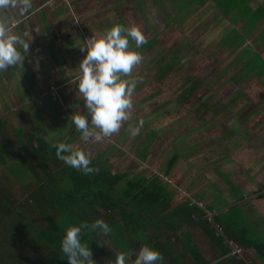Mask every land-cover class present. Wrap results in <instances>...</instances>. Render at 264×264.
<instances>
[{
	"label": "trees",
	"instance_id": "1",
	"mask_svg": "<svg viewBox=\"0 0 264 264\" xmlns=\"http://www.w3.org/2000/svg\"><path fill=\"white\" fill-rule=\"evenodd\" d=\"M55 1L57 3L52 6H49V4L38 6L34 1L31 2L32 6L29 11L34 10L37 14L34 20L27 19L28 22H31L32 29L30 24L26 25L25 29H31L32 33H35L37 37V28H43L42 30L46 33L48 32L47 35L49 37L47 35L42 37L47 38L49 41L48 45L53 46L49 50V52L53 53L50 55L76 62L86 55L84 52H79V45H83L87 38L95 34L91 31L89 33L82 31L81 25L80 30L76 31L78 26L73 19H69L70 21L64 23L65 16H60V12H65V9H61L62 6H65L64 0ZM180 1V3L174 2V4L178 5V9L183 10L185 7H188V4L183 2L184 0ZM202 1L198 0L199 4ZM180 14L182 15L183 12L180 11L178 15H171V19H175ZM55 15H58V17H55ZM171 19H167V21H170L167 24L171 23ZM22 24L25 23L23 22ZM68 32L74 34L69 41L67 38ZM99 34L101 32L96 35ZM39 36L41 35L39 34ZM37 38L39 43H32V61H34L33 58L38 60V56H42L47 47V45L42 43L44 39L42 41L41 37ZM157 39V34L149 33L145 37L146 42L137 50L145 51V49H149L157 42ZM243 43H245L244 39H242L240 45ZM73 46L76 47L72 48ZM133 46H135L134 43ZM34 50H37V52ZM190 55L191 53L183 52L178 58L177 55L167 56L165 53L161 54L156 59L157 62H155L159 64V77L170 68L169 74H175V77H180V75H184L190 71L188 69L189 63L184 61ZM236 55L240 59L247 57L246 61L250 67L244 70L245 75L250 71L253 72L256 64L260 65V67L261 64H264V59L258 54L251 52L248 46L244 47L241 54L236 53ZM197 57H199V54ZM151 64L153 65L154 61ZM262 73H264V66L258 69V75ZM196 80V78H186L182 84V90H185L187 93H177L170 97L163 95L159 102H155L156 104L152 107L153 109L150 108V110L146 111L139 110L145 111L141 115L135 111L136 107L148 108L151 106L150 104L145 105V103L147 104L145 99L148 98L136 99L134 95L131 121L127 124L125 122L121 128L127 133L129 132L128 127L130 124H137L134 122H138L141 119L144 121L140 133L133 137L131 141L138 143L146 139L149 146H157L153 151L160 158L162 167L160 174L162 176H166L172 172L176 161L180 158V154L175 147L180 142H187L182 136L185 133L189 134L191 132L190 126L192 124L177 126L179 120L182 121L188 118L189 112L193 111L197 123L207 127L209 120L214 121L218 116H225L229 112L228 109L235 110L236 105L239 103L227 101L225 105H222L219 101L210 100L208 92L198 95L191 106L181 107L183 99L184 102L187 101L191 97L190 92L196 91L199 88L198 83H201V81L199 80L197 83ZM231 104L232 107L227 108L226 105ZM219 105H221V111L218 110ZM167 107L172 108L167 109ZM237 119H239L238 116ZM212 123L218 126L217 122ZM164 125L165 127L172 126L175 129L179 128L178 132H175L174 129L169 135L164 134L165 130L162 129L161 132L159 129L163 128ZM0 127H2L1 121ZM18 133L23 139L24 146L31 147L30 155L35 160L39 170L35 173V169L31 167L34 170L33 174H35L34 177H31L32 181L28 179L22 181L25 187L32 185L34 188L28 187L26 198L19 200L16 203L17 207H14L13 202H10L7 196L0 191V264H69L67 257L61 258L62 253L60 250L65 229L69 225L79 226L84 221L91 224L97 219H103L108 224L111 223L110 227L114 226V233H118L119 239L125 240L124 244L128 247L131 242H133L134 248L138 244H143L138 240L137 236L138 234L140 235L141 231H145L143 236L149 238L148 228L152 226L156 235L152 236L154 238L150 236L148 243H151V246L162 255L170 253L174 247L173 244L182 240L186 242V252L191 254L195 264H245L241 260L230 256L220 259V257L227 254V249L224 247L222 239L214 234L209 223L204 218V210L191 201L192 197L190 195H184V199H180L175 204L170 205L172 193L167 188L168 182L166 180L158 178L153 173L150 178H127L126 173H113L106 168L107 166L102 165V163L98 164L97 161H91L90 166L98 168L99 171L85 175L81 170L66 166L63 161L57 159L55 148L50 147V142H46L43 135L32 137L29 134H24L22 130H18ZM139 135L140 137L137 139ZM190 135H193V133ZM1 146L4 152V146ZM136 153L139 154L141 152L137 150ZM1 155L0 150V158ZM60 168L67 173L69 181V186L65 191L48 181L50 171ZM42 175H46V178L43 179ZM117 183L122 184L114 188V185ZM262 188L263 192H258L261 190H257L256 193L259 194L253 193L251 197L264 196V186L259 189ZM46 190H52L48 194L47 199H45ZM40 200L43 207L39 205ZM44 203L49 209L47 212L44 210ZM26 204L34 206L38 215L42 218L44 225H37L35 218L33 217V219L25 212ZM13 213L17 214L16 218L13 217ZM228 217V212L226 213V219H223L217 212L214 215V219L221 225L229 238L245 245V247H250L249 243L244 240L246 236L244 238L242 234L236 233L243 231L245 228L240 226L239 231L232 229ZM194 227L200 229L203 233V238H206L208 241L207 244L190 232L189 229ZM105 237L111 243H114L113 239L110 238V233L105 235ZM155 238L156 240H153ZM157 238H162L164 242L159 243ZM209 240L211 241L210 251ZM81 241L82 243L89 244V248L92 251V259L96 264L97 256L95 253L97 249L103 251L102 245H98L97 243L100 242L98 232L91 233L87 230H82ZM130 249L132 250L130 252L134 251L133 248ZM256 251L257 256H261L264 259V253L260 249H256ZM254 263L256 264L255 257Z\"/></svg>",
	"mask_w": 264,
	"mask_h": 264
},
{
	"label": "rangeland",
	"instance_id": "2",
	"mask_svg": "<svg viewBox=\"0 0 264 264\" xmlns=\"http://www.w3.org/2000/svg\"><path fill=\"white\" fill-rule=\"evenodd\" d=\"M76 1L79 2L77 3ZM112 1L115 3L117 0ZM145 1L146 0H139L136 3L128 1V4H126L123 0H118L115 4H106L105 6L103 5V0H70V2L73 3L71 5L72 7L64 1L65 6H62L61 9H65V13L63 14L65 15L64 23L70 21L69 19H73L76 22L75 24L78 26L76 31L80 30L81 25L82 31H86V33L91 31L96 35L100 32L103 33L113 24L119 23L125 26L134 24L138 26L140 30L141 25H143L147 27L148 33L157 34L158 39L154 45L147 50L145 49V51L138 50L143 56V61L139 66H137V68L134 69V71H137V75L134 77L140 80V83L137 84L134 92L135 98H148L145 99L147 102L145 105L150 104L151 106L148 108L136 107L135 111H137L140 115L144 114L146 110H150V108L156 104V101L159 102V100L162 99L163 95L165 97H170L176 95L177 93H187L185 90H182V84L186 78H196L197 83L199 80L201 83H198L199 88L196 91L193 90L190 92L191 97L189 96L190 98L187 101L184 102L183 99V103L181 105L183 108L191 106L198 95L208 93L209 87L217 90L215 92L222 91L224 96L231 97L232 93L236 90L237 85L228 84L225 82V77L227 80L229 79V81L234 80V82H237V71H244L243 68L239 67L243 64V61L234 67V69L228 70V74L223 72L221 69L217 70L218 66L215 61L217 55L209 54V16H206L204 20L196 22V26H198L195 28L193 23H189L190 18L184 20V17L180 18L182 22H180L181 24L174 25L175 19H171V15H178V12H180L178 5L174 4V0H165V3H163L164 0H154L153 3L148 1L146 3ZM53 2L47 4L52 6ZM40 4H45V2L38 3L36 5L39 6ZM4 14L8 17L11 26L16 28L24 39V32H32L31 29H25V26L29 25L27 22L22 24L24 20L23 22H21V20L26 19V15L20 17L19 9L10 8ZM12 16H17V18L10 19ZM167 19L172 20L170 24H167L170 22L167 21ZM145 27H143V29H145ZM147 32L144 34L145 37L148 35ZM73 35L74 34H70L69 32L67 33L68 41ZM28 38L32 39L33 37L30 34ZM34 39L38 38L35 36ZM33 42L34 41H32V43ZM74 47L76 46H73L72 48ZM29 50L30 52L32 51V45L29 46ZM78 50L82 53L79 47ZM34 51L37 52V50ZM45 52L46 49L44 51V59L49 58L50 62L35 60V62H31L30 65L27 60L24 61L23 64H19L15 67H9L5 71H0V98H11L15 101H23L21 102L22 111L28 114L29 121L31 122L28 129L32 134H34V136L39 135L37 130L41 127H52L53 125V129H50L49 132H42L46 142H68L73 144L74 147H79L86 152L89 150L92 151L94 155H90V158H94V156H96L97 158L100 157V159H105L103 156L112 155L113 159L115 148L112 145L102 142L100 143L101 147L99 149V143L97 147V143L89 144L88 142L83 141L80 138V133L75 129L70 116L77 110V107H79L80 110H83V101L77 96V86L70 83L71 76H41L43 73L48 74V69L54 70V67H58L60 70H63L64 67H69L74 62L67 59H62L63 62H61L56 56L50 57L52 55H50L49 50L46 54ZM183 52L191 53L189 57H184V61L189 63L188 69L191 72L188 71L184 75H180V77H175V74H169L171 70L170 68L167 72L164 71L163 75L159 77V64L155 63L157 62L156 59L163 53L167 56L177 55L179 58L180 54ZM198 54L199 57H197ZM38 59H40V57H38ZM221 59L222 57L220 56L217 62H220ZM150 61H154V64L152 65ZM141 67H143V69H141ZM72 71L74 72L75 69ZM141 79H144L145 81ZM49 80L54 83L47 84ZM50 85H53L56 89V99H52V97L48 95V86ZM45 92L47 94H45ZM193 92L195 93L192 94ZM27 93L31 96V101L24 102ZM252 95L257 96L254 92ZM219 102L222 105H225L226 103L225 100H219ZM15 103L16 102H5V105L7 107H11V105ZM151 103L153 104L151 105ZM243 103H245L244 108H246L254 102L251 101ZM226 106L227 108L230 106L232 107V104ZM169 108L172 107H167V109ZM139 110L145 111L143 112ZM218 110L221 111V105L218 106ZM228 111L229 112H227L225 116H218L214 121L209 120V125L207 127L197 123L193 111L189 112L188 118H185L182 121L179 120L177 123V126H185V124L192 125L190 126L191 132H189V134L185 133V135L182 136L187 142H180L175 149L179 152L180 158L194 160L192 164L195 162L197 164L198 162L196 168H194L195 174L193 175V180L198 179L199 183H203L207 190H217L216 193L218 194L214 197L215 200L223 199L225 193L230 196L238 197L241 193V189L246 188L245 181L249 180V172L245 171V173L241 175H236V167H230L235 166L234 163L241 161L242 156L246 155L244 151L241 150L243 147L242 144L246 141L249 143L254 141L257 143L261 142L262 149L264 150V133H254V117L250 116L249 118H246L247 120L245 121L242 119L238 120V111H240L238 108H235V110L228 109ZM12 119L13 116L11 117V120ZM129 121H131V118ZM129 121H126V124ZM48 122H50L49 125H47ZM212 122H217L218 126L213 125ZM261 122L262 123L259 125L262 124L264 127V120ZM159 129L161 132L162 129L165 130L163 133L169 135V133L173 132L175 127H165L164 125L163 128ZM178 129H175V132H178ZM191 133H193V135H190ZM139 137L140 135L137 139H139ZM132 139L133 136H130V133L126 135L122 133L121 130L109 138L111 143L114 145H121L125 140ZM87 144L88 149L86 148ZM96 147L97 150H91ZM209 158L213 159V161H209ZM119 160L121 161L123 167H121L119 163L116 164L115 160H113L110 164L106 161H101V163L102 165L107 166V169L116 173L129 171L130 169L128 167L130 166V162L127 159ZM227 163H230V166ZM14 166L20 167L21 170H23L21 164ZM250 169L255 171L256 166L252 164ZM1 170L2 167L0 166V174L2 172ZM177 183L181 184V181L177 180ZM182 183V185L186 184L185 187L190 186L189 181ZM16 192V197L19 200L25 199L28 194V191L19 187ZM219 195L223 196L219 198ZM238 210L239 208L236 206H230L227 208L228 212H236ZM35 223L44 225V222L39 215L37 219H35ZM106 246L110 248L108 242H106Z\"/></svg>",
	"mask_w": 264,
	"mask_h": 264
},
{
	"label": "crops",
	"instance_id": "3",
	"mask_svg": "<svg viewBox=\"0 0 264 264\" xmlns=\"http://www.w3.org/2000/svg\"><path fill=\"white\" fill-rule=\"evenodd\" d=\"M38 3H52L54 0H31L33 2ZM66 4L70 6L73 4L70 0H64ZM103 5H112L114 3L112 0H103ZM130 1L131 3H136L139 0H123L124 3L128 4L127 2ZM153 3L154 0H146L147 3ZM179 3L180 0H177ZM176 0L174 2L178 3ZM77 3L79 1H76ZM166 1L164 0L163 3ZM184 3L188 4V7H185L182 11L183 14L179 15L175 18L174 25L181 24V19L186 20L190 18L189 23L194 24V28L196 26V22L204 20L206 16H209V54L217 55L215 58L217 64V70H222L226 74H228V70L234 69L237 65L243 61V64L239 67L243 68L244 70L248 65L247 57L244 59H240L237 57L236 53H242V50L245 46L250 48L251 52L258 54L262 59H264V0H203L200 4L198 0H184ZM57 2L54 1L53 5ZM75 3V2H74ZM40 4V5H45ZM90 4V3H88ZM72 7V6H71ZM70 8V7H69ZM48 12V11H46ZM76 12V11H75ZM74 12V13H75ZM34 13V14H33ZM55 13V12H54ZM65 12H60V16L64 17L63 15ZM36 12L34 10L28 11L26 14V19H22L21 22L28 23L31 25V22H28L27 19H32L36 17ZM20 15V14H19ZM18 16V15H17ZM17 16H12L10 19L17 18ZM24 15H20L22 17ZM58 17V15H55ZM26 21V22H25ZM194 21V22H193ZM181 22V23H180ZM19 24V23H18ZM17 25V24H16ZM39 27V26H38ZM143 25H141V31L143 34L147 32V27L143 29ZM40 28V27H39ZM37 28L38 36L41 37L43 44L47 45L45 48L46 50H50L53 46L48 45L49 41L47 38L42 36H46L47 33L42 30L43 28ZM15 32L18 30L15 28L13 29ZM32 31V30H31ZM24 32V37L26 41H29V46L33 43H39L38 39H34L36 34L35 33H28ZM32 35V39L28 37ZM39 34L41 36H39ZM149 35V33L147 32ZM147 35V36H148ZM47 37H49L47 35ZM237 37V38H235ZM244 39L245 43L240 45V42ZM133 46V43L131 45ZM140 51V50H139ZM144 51V50H141ZM39 52V51H38ZM53 54L52 52H49ZM222 53V54H221ZM29 54V55H27ZM25 56L24 61H29L28 64L31 65L32 61V53L29 52ZM29 56V57H28ZM41 56V55H40ZM38 56V57H40ZM55 56V55H54ZM222 57L220 62H217L219 57ZM44 54L41 56L39 61H49L50 59H44ZM50 57H53L50 56ZM29 58V59H28ZM58 58V57H57ZM34 62L35 59L33 58ZM59 61L63 62L62 59L59 58ZM70 61V60H69ZM80 60L72 63L69 67H64L63 70H60L58 67H54V70L48 69V74H42L41 76L45 77H54V75H61V76H69L72 75L74 72L72 71L79 63ZM143 66V65H141ZM256 68L252 72L250 71L247 75H245L244 71L238 72L237 71V82L234 80H227L225 77V82L228 84L237 85L236 90L232 93V96H224L221 92H215L213 88L209 87V99L212 101H219L225 100L227 101H236L239 102L235 108H238L239 114L238 120H247L246 118L254 117V133L258 132L260 134L264 133L263 125H259L262 123L261 121L264 120V73L258 75V69L264 66V64L255 65ZM57 70V71H56ZM260 71V70H259ZM137 75V71L133 72V77ZM144 80V79H141ZM53 81H48L47 84H53ZM49 87V86H48ZM250 87V88H247ZM256 93L257 96L252 95V93ZM49 93V91H48ZM56 93V91H55ZM45 94H47L45 92ZM221 94V96H220ZM52 99H56V96L53 94H48ZM231 95V94H230ZM31 96L29 93L26 94V101H31ZM248 107H245V103L243 102H251ZM5 102H16L12 104L11 107H7ZM23 101H15L11 98H0V121L2 122V127H0V150H1V158H0V166L2 167V172L0 174V191H2L8 198L10 202H13L14 207H17L19 199L16 197V191L19 188H23L25 191L28 190V187L34 188L32 185L25 187L22 184V181L28 179L32 181V176L34 177L35 174L33 168L35 169V173L39 170L35 160L30 155L31 147H25L23 143V139L20 137L18 130H22L24 134H29L32 137L34 136L28 129L30 127L31 122L29 121L28 114L22 111V104ZM243 114V115H242ZM13 119L11 120V117ZM10 117V118H7ZM11 120V121H10ZM50 122L47 123L49 125ZM263 127V128H262ZM52 127L43 126L39 130H37L39 135H43L42 132L47 133ZM122 133L129 134V132H125V130L120 129ZM131 136V135H130ZM145 137V136H144ZM104 143L112 145L114 150V158L112 159V155L103 156L105 159H100L94 156V158H90L91 161H97L98 164H101V161H106L107 163H111L115 160L116 164H120L121 167L122 163L119 159L128 160L130 162V166L128 167L129 171H122L126 173L127 178H138V177H146L150 178L151 174L157 175L158 178L165 180L162 176L161 171L162 167L160 164V158L158 154H156L153 150L157 148V146H149V143L146 142V139L143 142L133 143L131 140H125L121 145H114L111 143L109 138H107ZM4 152L2 150V146ZM88 144L86 145L87 148ZM242 149L246 155L242 156L241 161L234 163L236 167V175H241L248 171L249 180L245 181L246 188L241 189V193L238 197L230 196L229 194L225 193L223 199L215 200L214 197L217 196V190L211 189L207 190L206 186L204 187L203 183H199V180H193V175L195 174L194 171L196 168V162L192 164L194 160L188 158H179L174 165L172 172H170L165 177L167 178L168 186L167 188L172 193V200L170 201V205L175 204L178 200L184 199V195H190L192 199L196 201H202L207 206L213 208L215 213H219L223 219H226L227 208L230 206H236L239 208L236 212H228L229 214V223L231 224V228L239 231L240 226L244 227L243 231L236 232L238 234H242V236L246 239L250 245L249 250L254 254L256 264H264V259L261 256H257L256 249H260L264 253V196H253L252 194H259L256 193L257 190H261L258 192H263V188L259 189L260 187L264 186V150L262 149L261 142L257 143L254 142H245L242 144ZM98 147V143H97ZM95 149L91 150H97ZM101 144L99 143V149ZM260 148V149H259ZM88 149V148H87ZM98 149V150H99ZM137 150H140L141 153H136ZM90 155H94L92 151H87ZM155 153V154H154ZM239 158V157H237ZM112 159V160H111ZM209 161H213V159L209 158ZM21 164L23 170L20 167H15L14 165ZM192 164V165H191ZM255 165V171L250 169L251 165ZM66 165V164H65ZM14 166V167H12ZM68 166V165H66ZM12 167V169H11ZM32 167V169H31ZM10 169V170H9ZM61 170V171H60ZM60 171V172H59ZM40 172V171H39ZM114 173V171H111ZM121 173V172H119ZM67 173L62 170V168L58 170H52L49 173L48 181L55 184L62 190H67L69 186V181L67 178ZM254 174V175H252ZM251 175V176H250ZM160 176V177H159ZM43 179L46 178V175H42ZM170 180V181H168ZM177 180L181 181V184L177 183ZM190 182L189 187H185L186 184L182 185V182ZM250 181V182H249ZM122 183H117L114 185V188H117ZM190 193H189V192ZM255 191V192H254ZM52 192L49 190L45 192V199H47L48 194ZM183 192V193H181ZM186 192V193H185ZM188 192V193H187ZM223 195H219L218 197L221 198ZM236 199V200H235ZM39 205L43 207L41 200L39 201ZM20 207V206H19ZM25 212L30 215L32 218L34 217L37 219L38 212L34 208L32 204H26ZM44 210L47 212L49 209L47 208L46 204L44 203ZM13 217L16 218L17 214L13 213ZM33 218V219H34ZM42 219V218H41ZM40 225V224H37ZM111 223H109V226ZM112 229L110 233V238L113 239L114 243H111L106 237L105 234L98 231L99 240L103 242L105 245H102L103 251L97 249L95 255L97 256L96 264H107L109 261L115 260V253L117 251H124L128 250V256L126 258V264H132V261L135 259L136 254L139 251L140 246L143 244H148L151 246V243H148V240L154 238L152 236L156 235L155 230L152 226H149V238L144 237V232L141 231L140 235L138 234V240L143 244H138L137 247H133L134 244L131 242L129 247L125 245V240L119 239L118 233H114V226L110 227ZM191 233L195 235L196 238H200L204 243H208L206 238H203V233L198 229V227H194L189 229ZM244 232V233H242ZM152 240V239H151ZM153 240H156L153 239ZM136 241V240H135ZM159 243H163L164 240L162 238H157ZM106 242H108L109 247L106 246ZM147 242V243H145ZM237 242V241H236ZM240 244V243H239ZM174 247L172 248L170 253L163 254V261L158 262V264H195L194 260L191 257V254L186 252V242L185 241H178L176 244H173ZM199 245V244H197ZM243 245V244H241ZM131 246V247H130ZM245 246V245H243ZM152 247V246H151ZM196 247V245H195ZM130 248H133V252ZM211 249V241L209 240V251ZM227 257V255H223L220 259Z\"/></svg>",
	"mask_w": 264,
	"mask_h": 264
},
{
	"label": "clouds",
	"instance_id": "4",
	"mask_svg": "<svg viewBox=\"0 0 264 264\" xmlns=\"http://www.w3.org/2000/svg\"><path fill=\"white\" fill-rule=\"evenodd\" d=\"M31 0H0V71L23 64L29 52V41L13 30L8 17V9H19L26 15L31 8ZM134 42L135 47H132ZM146 42L145 36L136 25L113 24L99 35L87 38L80 51L86 53L79 61L71 76L70 83L77 86V96L83 101V110L70 116L80 138L89 144L102 143L117 134L124 123L129 121L133 110V97L140 80L133 77V71L143 61L137 50ZM144 121L130 124L128 131L135 137L140 133ZM55 148L57 159L66 165L81 170L85 175L99 171L91 167L90 154L74 147L73 144L58 141L50 143ZM82 230L107 235L112 229L103 219L79 226L69 225L61 240V258L67 257L69 264H95L89 244L82 243ZM98 245H105L97 242ZM128 253L117 251L115 260L107 264H126ZM163 255L148 244H143L132 264H158Z\"/></svg>",
	"mask_w": 264,
	"mask_h": 264
},
{
	"label": "built area",
	"instance_id": "5",
	"mask_svg": "<svg viewBox=\"0 0 264 264\" xmlns=\"http://www.w3.org/2000/svg\"><path fill=\"white\" fill-rule=\"evenodd\" d=\"M48 91L50 94L55 95L56 89L53 85H50L48 87ZM163 178L167 180L165 176ZM191 201L196 203L198 206H200L204 210V218L209 223V226L213 230L214 234L222 239V243L224 247L227 249V254H226L227 256L234 257L238 260H241L245 264H255L254 255L251 253L249 248L239 244L235 240H232L225 234L224 229L214 219L215 210L213 208L207 206L205 203L199 200L196 201L195 199L191 198Z\"/></svg>",
	"mask_w": 264,
	"mask_h": 264
}]
</instances>
